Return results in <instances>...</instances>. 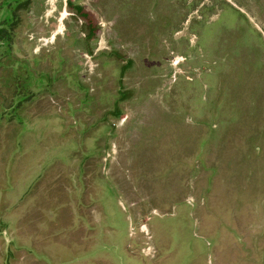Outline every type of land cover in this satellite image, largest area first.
Segmentation results:
<instances>
[{
  "label": "rangeland",
  "instance_id": "374dc122",
  "mask_svg": "<svg viewBox=\"0 0 264 264\" xmlns=\"http://www.w3.org/2000/svg\"><path fill=\"white\" fill-rule=\"evenodd\" d=\"M19 2L0 264H264V0Z\"/></svg>",
  "mask_w": 264,
  "mask_h": 264
},
{
  "label": "flooded vegetation",
  "instance_id": "af4514ba",
  "mask_svg": "<svg viewBox=\"0 0 264 264\" xmlns=\"http://www.w3.org/2000/svg\"><path fill=\"white\" fill-rule=\"evenodd\" d=\"M19 4V0H0V47L6 42L10 31V5Z\"/></svg>",
  "mask_w": 264,
  "mask_h": 264
},
{
  "label": "trees",
  "instance_id": "16d2710c",
  "mask_svg": "<svg viewBox=\"0 0 264 264\" xmlns=\"http://www.w3.org/2000/svg\"><path fill=\"white\" fill-rule=\"evenodd\" d=\"M75 9H76V11H78V12H80L82 9H84L82 6H80V5H77L76 7H75ZM88 33H90V31H88ZM91 36V35H90Z\"/></svg>",
  "mask_w": 264,
  "mask_h": 264
}]
</instances>
